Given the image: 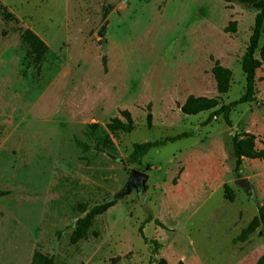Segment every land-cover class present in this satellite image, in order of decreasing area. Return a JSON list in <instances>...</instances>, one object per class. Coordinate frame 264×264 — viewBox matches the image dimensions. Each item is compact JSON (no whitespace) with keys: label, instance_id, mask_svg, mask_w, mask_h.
Listing matches in <instances>:
<instances>
[{"label":"rangeland","instance_id":"374dc122","mask_svg":"<svg viewBox=\"0 0 264 264\" xmlns=\"http://www.w3.org/2000/svg\"><path fill=\"white\" fill-rule=\"evenodd\" d=\"M0 2L15 17L0 13V264H30L35 249L55 264L255 263L264 253L260 228L244 242L234 238L264 204V162L244 158L236 174L231 138L251 133L264 149V64L255 100L231 110V126L221 116L205 125L210 111L184 115L179 105L189 95L221 105L244 93L241 59L257 10L223 0ZM27 28L55 55L39 71L19 41ZM215 61L232 72L224 94ZM124 109L133 130L109 133L106 124ZM183 132L129 161L134 143ZM112 200L72 244L77 221Z\"/></svg>","mask_w":264,"mask_h":264},{"label":"trees","instance_id":"16d2710c","mask_svg":"<svg viewBox=\"0 0 264 264\" xmlns=\"http://www.w3.org/2000/svg\"><path fill=\"white\" fill-rule=\"evenodd\" d=\"M225 2H237L244 5H249L257 10L254 18V26L252 34L249 38V43L246 47L245 53L241 59V69L245 77V90L244 93L237 99L229 102L228 104L219 105L218 98L194 96L189 95L186 100L179 105L180 111L184 115H197L204 111H210L203 124L210 123L214 117L221 116L224 122L231 126L229 114L233 108L242 103H249L255 100L256 94V71L264 64V0H223ZM0 13L4 20L15 19L4 5L0 2ZM235 21L229 23L230 30H235ZM20 43L26 47V54L32 59V62L36 65L37 71L44 60L48 57L55 58L54 53L49 46L31 29H21L19 33ZM258 54V56L256 55ZM213 79L215 81V87L218 94H224L230 89V83L232 79V72L229 68L222 66L218 61L214 62L211 69ZM120 117H113L106 124V129L109 133L121 131L129 133L133 130V120L128 110H120ZM146 122L148 128L151 126V115L147 114ZM97 127L96 123L87 125V128L93 132ZM188 134L183 132L173 136H166L161 139L146 141L142 143H134L132 145V151L129 155V161L132 163H139L140 159L146 155L150 150L160 148L167 143H173L177 140L187 137ZM105 140H108L106 136ZM77 147L83 152L90 150V146L82 143L79 140H74ZM231 145L233 155L235 157L234 172L238 174L239 167L242 164L244 158L257 159L264 162V149H256L255 136L251 133H234L231 138ZM97 148V147H96ZM5 192L0 191V195ZM224 198L232 202L234 200L233 191L229 186H224ZM115 202L108 201L100 203L91 207L88 212L77 221V225L74 226L73 232L70 236V242L72 244L85 239L87 237L88 229L92 225L93 219L108 208L113 206ZM149 220L147 219L146 222ZM260 228L264 237V204L258 206L257 215L244 227L239 235L234 238V242H244L249 236ZM143 224L139 227V234L144 241H147L143 234ZM153 244V251L155 252L158 247V243L155 240H150ZM159 264H168L163 258L159 259ZM30 264H55L53 257L42 253L40 250L35 249L32 253ZM178 264H183L181 261ZM253 264H264V253Z\"/></svg>","mask_w":264,"mask_h":264},{"label":"water","instance_id":"95a60500","mask_svg":"<svg viewBox=\"0 0 264 264\" xmlns=\"http://www.w3.org/2000/svg\"><path fill=\"white\" fill-rule=\"evenodd\" d=\"M102 32H103V27L99 30V33H102ZM134 177L136 178L137 175L135 174ZM234 184L240 187L248 196L252 195L251 185L248 181H246V179L238 178L234 181ZM77 224L78 223H76V225Z\"/></svg>","mask_w":264,"mask_h":264}]
</instances>
